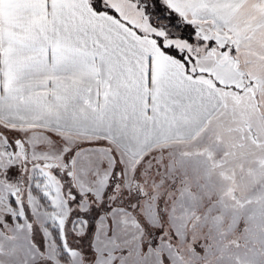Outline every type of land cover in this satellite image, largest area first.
<instances>
[{
    "label": "snow or ice",
    "instance_id": "snow-or-ice-1",
    "mask_svg": "<svg viewBox=\"0 0 264 264\" xmlns=\"http://www.w3.org/2000/svg\"><path fill=\"white\" fill-rule=\"evenodd\" d=\"M0 264H264V0H0Z\"/></svg>",
    "mask_w": 264,
    "mask_h": 264
}]
</instances>
